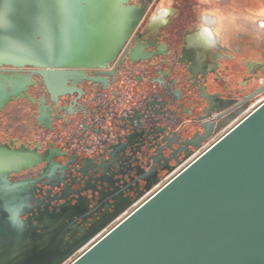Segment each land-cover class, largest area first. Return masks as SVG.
I'll use <instances>...</instances> for the list:
<instances>
[{"label":"flooded vegetation","instance_id":"obj_1","mask_svg":"<svg viewBox=\"0 0 264 264\" xmlns=\"http://www.w3.org/2000/svg\"><path fill=\"white\" fill-rule=\"evenodd\" d=\"M135 4L143 12L104 67L59 69L50 84L35 67L1 68L33 80L0 112V193L11 199L1 214L45 233V216L72 212L60 240L89 243L62 264L264 95L246 99L264 85V47L230 19L256 15L257 0H215L224 20L201 10L209 0ZM208 17L216 39L194 40Z\"/></svg>","mask_w":264,"mask_h":264},{"label":"water","instance_id":"obj_2","mask_svg":"<svg viewBox=\"0 0 264 264\" xmlns=\"http://www.w3.org/2000/svg\"><path fill=\"white\" fill-rule=\"evenodd\" d=\"M127 4L114 6L130 8L123 23H103L105 0H0V111L33 83L3 67L50 84L59 69L108 65L140 18ZM2 211L0 264H62L89 243L60 240L70 211L45 216V233ZM69 264H264V103Z\"/></svg>","mask_w":264,"mask_h":264},{"label":"rangeland","instance_id":"obj_3","mask_svg":"<svg viewBox=\"0 0 264 264\" xmlns=\"http://www.w3.org/2000/svg\"><path fill=\"white\" fill-rule=\"evenodd\" d=\"M260 6L262 5H259L258 6V17L257 18H254L255 21H257V25L255 27H252L250 26V23L248 24L249 25V28L248 29H244L243 31H241L242 33H248L250 35H252V39L255 40V42L257 43V46H258V50L261 46L264 47V8H261ZM133 8V16L137 15L138 13H142L143 12V8L140 7L138 4H135L133 6H131ZM205 8V9H204ZM203 12H206L207 13H214L217 18L219 20H224L225 17L223 16V14L221 15V12H224L225 13V10H220L217 5L215 4V0H209V5L207 6H204L202 9H201ZM262 14V15H261ZM231 17L230 19L232 21H236V25L235 23L233 25H235V29L236 30H241L240 29V23H239V17L240 16H244V14H241V13H234V14H230ZM247 16V20L249 21L250 19L248 18V14L245 15ZM251 22V21H249ZM254 23V22H253ZM252 23V24H253ZM218 27V26H217ZM215 28L217 31H219V27L218 28ZM258 60H261L262 57L261 55L258 53H254L253 54ZM262 73H260V76H264V75H261ZM261 82V81H260ZM264 98V95L262 97H259L255 104H253L249 109H247L244 113H242L240 115V117L235 120L232 124H230L229 126H227L224 130H222L219 134H217L214 138H212L210 140V142L205 146L203 147L202 151H204L206 148H208L209 146H211L215 141H217L221 136H223L226 132H228L236 123H238L240 120H242L245 116H247L251 111H253L254 109L257 108L258 104L261 102V99ZM201 151V152H202ZM167 180H165L164 182H162L159 186L155 187L154 189H152L147 195H145L134 207L130 208L128 211H126L125 213H123L121 215V217L117 220H121L123 217H125L129 212H131L133 210V208H135L136 206H138L141 202H143L147 197H149L151 194H153L161 185H163ZM116 221V222H117ZM108 229H106L105 231H103L101 233V235L106 232ZM77 256H75L74 258H72L71 260H69V262H67V264H69L70 262H72Z\"/></svg>","mask_w":264,"mask_h":264},{"label":"bare ground","instance_id":"obj_4","mask_svg":"<svg viewBox=\"0 0 264 264\" xmlns=\"http://www.w3.org/2000/svg\"><path fill=\"white\" fill-rule=\"evenodd\" d=\"M106 2H109V6L107 7V9L106 10H104V14L103 15H105L106 17H105V19L104 20H102V22L104 23H112V21H114V19L113 18H115L117 21L116 22H118V23H123V20H120V18H126V16H128V14H129V10H130V8L129 7H127V6H123V8H121V10H119V9H116V7H114V6H116V4L118 3V1H120V0H105ZM127 1H129V0H127ZM128 5V4H127ZM118 11V12H117ZM87 12H89V11H87V10H85V8H84V10H83V12H82V15L84 16V17H87L88 15H89V13H87ZM117 12V13H116ZM162 13V12H161ZM215 20V19H214ZM213 20V21H214ZM212 21L209 19V17L207 18V22L205 23V25H204V27L201 29V31L198 33V34H196L195 36H193L192 38L194 39V40H202V41H205V42H210V41H212L213 39H216V35H215V33H214V31H213V29H212ZM32 86V85H31ZM9 103V102H8ZM7 103V104H8ZM6 104V105H7ZM6 107V106H5ZM1 112V111H0Z\"/></svg>","mask_w":264,"mask_h":264},{"label":"crops","instance_id":"obj_5","mask_svg":"<svg viewBox=\"0 0 264 264\" xmlns=\"http://www.w3.org/2000/svg\"><path fill=\"white\" fill-rule=\"evenodd\" d=\"M257 4H258V6L259 5H264V0H257ZM261 8H262V6H260ZM241 14H244V12L243 13H241ZM245 15H247V14H245ZM240 16L239 17V23H240V31H243L244 29H248L249 28V23H250V26H252V27H255L256 25H257V21H255L254 20V18H257L258 17V12H257V14L256 15H248L249 17V21H251V22H249L248 20H247V16ZM262 15V14H261ZM254 22V23H253ZM253 23V24H252Z\"/></svg>","mask_w":264,"mask_h":264},{"label":"built area","instance_id":"obj_6","mask_svg":"<svg viewBox=\"0 0 264 264\" xmlns=\"http://www.w3.org/2000/svg\"><path fill=\"white\" fill-rule=\"evenodd\" d=\"M262 103H264V98L261 99V102H260L259 105H261ZM259 105H258V106H259ZM258 106H257V107H258Z\"/></svg>","mask_w":264,"mask_h":264}]
</instances>
